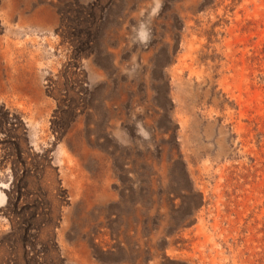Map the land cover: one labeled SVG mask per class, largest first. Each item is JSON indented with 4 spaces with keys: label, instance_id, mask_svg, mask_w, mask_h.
<instances>
[{
    "label": "rangeland",
    "instance_id": "374dc122",
    "mask_svg": "<svg viewBox=\"0 0 264 264\" xmlns=\"http://www.w3.org/2000/svg\"><path fill=\"white\" fill-rule=\"evenodd\" d=\"M2 119L0 264H264V0H0Z\"/></svg>",
    "mask_w": 264,
    "mask_h": 264
},
{
    "label": "clouds",
    "instance_id": "9594fccd",
    "mask_svg": "<svg viewBox=\"0 0 264 264\" xmlns=\"http://www.w3.org/2000/svg\"><path fill=\"white\" fill-rule=\"evenodd\" d=\"M141 27H142V29H143V26H141ZM140 36H141V39H142V40H144V41L147 40V34H146V32H144L143 30L141 31Z\"/></svg>",
    "mask_w": 264,
    "mask_h": 264
},
{
    "label": "trees",
    "instance_id": "16d2710c",
    "mask_svg": "<svg viewBox=\"0 0 264 264\" xmlns=\"http://www.w3.org/2000/svg\"><path fill=\"white\" fill-rule=\"evenodd\" d=\"M4 123V120L2 119V120H0V125H2Z\"/></svg>",
    "mask_w": 264,
    "mask_h": 264
}]
</instances>
